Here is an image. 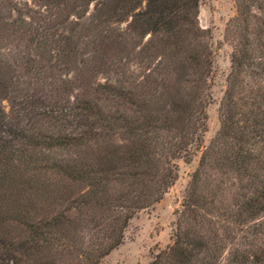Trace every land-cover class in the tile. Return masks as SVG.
I'll return each mask as SVG.
<instances>
[{"label": "trees", "instance_id": "obj_1", "mask_svg": "<svg viewBox=\"0 0 264 264\" xmlns=\"http://www.w3.org/2000/svg\"><path fill=\"white\" fill-rule=\"evenodd\" d=\"M201 1L0 0V264H101L163 200L207 131ZM235 3L220 129L151 264H264V0Z\"/></svg>", "mask_w": 264, "mask_h": 264}, {"label": "rangeland", "instance_id": "obj_2", "mask_svg": "<svg viewBox=\"0 0 264 264\" xmlns=\"http://www.w3.org/2000/svg\"><path fill=\"white\" fill-rule=\"evenodd\" d=\"M18 1L27 2V0ZM236 15L235 0L201 1L199 24L210 35L214 59L213 74L209 80L206 109L208 121L203 146L201 149H192L190 160L175 161L178 179L174 185L163 200L134 217L124 232L123 244L101 264H151L160 252L172 246L178 230V218L186 190L199 166L203 151L220 129V103L227 87L231 56L235 49V40L227 36V28ZM4 106L7 107V104L4 103Z\"/></svg>", "mask_w": 264, "mask_h": 264}]
</instances>
